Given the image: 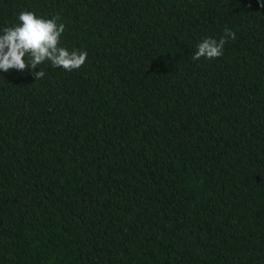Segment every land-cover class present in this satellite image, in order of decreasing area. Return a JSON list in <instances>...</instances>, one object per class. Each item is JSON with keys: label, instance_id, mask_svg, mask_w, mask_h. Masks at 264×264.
<instances>
[{"label": "trees", "instance_id": "obj_1", "mask_svg": "<svg viewBox=\"0 0 264 264\" xmlns=\"http://www.w3.org/2000/svg\"><path fill=\"white\" fill-rule=\"evenodd\" d=\"M22 10L87 60L0 71V264H264V0H0V29Z\"/></svg>", "mask_w": 264, "mask_h": 264}, {"label": "clouds", "instance_id": "obj_2", "mask_svg": "<svg viewBox=\"0 0 264 264\" xmlns=\"http://www.w3.org/2000/svg\"><path fill=\"white\" fill-rule=\"evenodd\" d=\"M60 20L59 15L45 18L33 11H20L16 23L0 29V71L15 69L24 72L31 69L35 82L43 79L44 69L38 72L35 69L45 62H50L53 68L59 67L65 71L80 69L87 60V52L61 46L60 37L65 31V24ZM235 38V33L227 27L223 29L219 40L203 38L196 45L192 60L221 57L225 43Z\"/></svg>", "mask_w": 264, "mask_h": 264}]
</instances>
